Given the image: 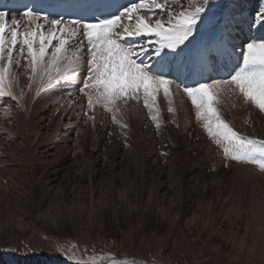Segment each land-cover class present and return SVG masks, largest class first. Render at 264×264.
<instances>
[{
    "label": "rangeland",
    "instance_id": "obj_1",
    "mask_svg": "<svg viewBox=\"0 0 264 264\" xmlns=\"http://www.w3.org/2000/svg\"><path fill=\"white\" fill-rule=\"evenodd\" d=\"M234 1L256 26L251 34L264 35L255 19L264 0ZM23 78L25 106L0 103V264H73L71 253L137 264H264V172L226 161L186 96L175 97V116L160 99L159 133L143 102L129 101L124 136L102 106L88 110L79 86L36 96ZM240 105L255 107L224 96L225 121L264 139V113L243 120ZM21 111L30 112L25 126ZM191 177L199 186L189 195Z\"/></svg>",
    "mask_w": 264,
    "mask_h": 264
},
{
    "label": "snow or ice",
    "instance_id": "obj_2",
    "mask_svg": "<svg viewBox=\"0 0 264 264\" xmlns=\"http://www.w3.org/2000/svg\"><path fill=\"white\" fill-rule=\"evenodd\" d=\"M255 19L264 23V9ZM254 27L233 0H50L17 11L0 3V103L10 98L23 106L21 75L36 96L79 86L88 110L102 106L127 136L122 117L129 101L143 102L159 133L160 99L175 116V97L183 94L226 161L264 172V139L234 130L219 108L225 95L235 94L264 113V35L251 34ZM241 28L249 31L242 45L234 39ZM84 115L95 127L94 115ZM68 259L137 264L111 254Z\"/></svg>",
    "mask_w": 264,
    "mask_h": 264
},
{
    "label": "bare ground",
    "instance_id": "obj_3",
    "mask_svg": "<svg viewBox=\"0 0 264 264\" xmlns=\"http://www.w3.org/2000/svg\"><path fill=\"white\" fill-rule=\"evenodd\" d=\"M221 1H223L224 3L225 2H227V0H221ZM247 2V1H246ZM248 3V2H247ZM235 5H236V10H238V11H240V10H242V9H240L239 7H238V5L235 3ZM245 7V6H244ZM246 8V7H245ZM241 12V11H240ZM242 12L244 13V15L246 14L245 13V11L244 10H242ZM250 17L249 16H246V24H250L249 23V21H247L248 19H249ZM254 28H256V26L254 27ZM244 29V28H243ZM242 29V30H243ZM240 31V30H239ZM242 35V34H241ZM234 39H236L237 41H239V40H241L242 41V37H241V39H240V37H238V36H236ZM22 72V71H21ZM25 78V77H24ZM23 78V82H25V80L26 79H24ZM20 79H22V75H21V78ZM24 84V83H23ZM19 89H17V91H18ZM35 89L33 88V91H34ZM33 91H30V92H33ZM35 92V91H34ZM27 93V92H26ZM31 94V93H30ZM34 95V94H33ZM25 97H26V95H25ZM27 98V97H26ZM232 99H234V98H232ZM24 100V99H23ZM235 101V100H234ZM24 102H26V101H24ZM23 103V102H22ZM26 103H28V102H26ZM25 103V104H26ZM237 103V102H236ZM242 103V102H241ZM178 104V103H177ZM234 104V103H233ZM248 104V103H247ZM23 106H25L24 104H22ZM184 105H185V103H184ZM235 105V104H234ZM233 105V106H234ZM239 105V104H238ZM242 105V104H241ZM241 105H240V108H241ZM27 106V105H26ZM178 106H179V104H178ZM187 106V105H186ZM246 105H244L240 110H238L240 113H241V118L244 120H246V118H247V120H249L250 122H258L257 121V118H260L261 116H259V114L257 113V111L258 110H256V108L255 107H248L247 108V106L245 107ZM253 106V105H252ZM20 108H22V107H20ZM25 109H26V107H24ZM29 108V107H28ZM27 108V109H28ZM184 108H186V107H184ZM231 108V107H230ZM235 108V107H234ZM237 108V107H236ZM30 110V109H29ZM224 110V109H223ZM24 111V110H23ZM23 111H21L22 113H21V115H20V117H21V122L24 124V126L29 122L28 121V114H30V112L28 113H24ZM30 111H32V110H30ZM177 111V110H176ZM180 111V110H179ZM222 112V111H221ZM234 113V112H233ZM1 114V113H0ZM226 114V113H225ZM260 114H262V113H260ZM2 115H4V114H2ZM228 115H229V113H228ZM235 115V114H234ZM183 116V115H182ZM244 116H245V118H244ZM184 117V116H183ZM232 117V116H231ZM263 118V117H262ZM261 118V119H262ZM255 122V123H256ZM37 124V123H36ZM254 126H256L255 124H254ZM20 127H21V125H20ZM23 127V126H22ZM28 127V126H27ZM25 130H26V128H25ZM261 130V129H260ZM17 131V130H16ZM28 135V134H27ZM149 168V166H147V167H145V169H148ZM193 171V170H192ZM112 177V176H111ZM112 179H113V177H112ZM55 182H56V180L53 178L52 179V177H51V179L49 178L48 179V181H47V184L44 182V185L46 186H48L49 188H51L52 187V185L54 184L55 185ZM112 182H113V180H112ZM111 182V184H112V187H113V183ZM187 186V188H188V194L189 195H191L197 188H198V186H199V180L198 179H195V178H193V177H191V178H189L187 181H186V183H185ZM188 195V196H189ZM113 200H114V197H113ZM114 212H115V210H114ZM115 216V215H114Z\"/></svg>",
    "mask_w": 264,
    "mask_h": 264
}]
</instances>
